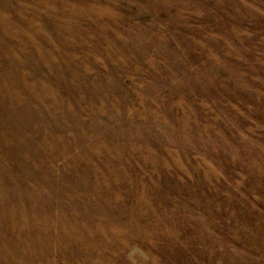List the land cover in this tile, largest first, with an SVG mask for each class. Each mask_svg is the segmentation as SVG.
Segmentation results:
<instances>
[{"label": "rangeland", "instance_id": "1", "mask_svg": "<svg viewBox=\"0 0 264 264\" xmlns=\"http://www.w3.org/2000/svg\"><path fill=\"white\" fill-rule=\"evenodd\" d=\"M0 264H264V0H0Z\"/></svg>", "mask_w": 264, "mask_h": 264}]
</instances>
